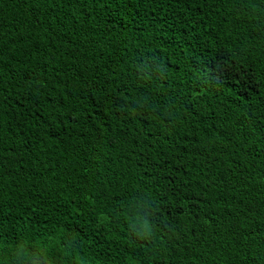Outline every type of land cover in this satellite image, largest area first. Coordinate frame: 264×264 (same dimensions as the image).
<instances>
[{
  "label": "trees",
  "instance_id": "obj_1",
  "mask_svg": "<svg viewBox=\"0 0 264 264\" xmlns=\"http://www.w3.org/2000/svg\"><path fill=\"white\" fill-rule=\"evenodd\" d=\"M0 264H264V0H0Z\"/></svg>",
  "mask_w": 264,
  "mask_h": 264
}]
</instances>
